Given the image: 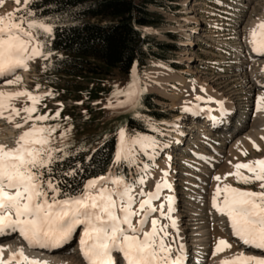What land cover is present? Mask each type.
I'll use <instances>...</instances> for the list:
<instances>
[{
	"label": "rangeland",
	"instance_id": "rangeland-1",
	"mask_svg": "<svg viewBox=\"0 0 264 264\" xmlns=\"http://www.w3.org/2000/svg\"><path fill=\"white\" fill-rule=\"evenodd\" d=\"M24 6L25 0H20L19 4L16 0H0V16L6 17ZM149 10L162 22L158 26L144 27L145 34L157 43L176 45L175 50L167 54V59L155 57L147 50L144 67L136 70L133 76L126 77L117 71L82 76L59 74L52 70L48 59L38 57L28 62L27 72L18 73L22 80L15 85L43 97L37 102L38 111L34 116L59 112L55 120L41 122L58 125L53 134L54 148L83 146L95 151L105 138L117 136V160L129 161L128 175L124 176L133 191L137 189L132 192L137 200L141 199L139 193L154 191L156 185L164 180L160 173L166 171L175 175L178 209L183 216L180 224L189 247L183 252L188 250L191 255L188 264H209L214 257L220 256L219 253L213 255L220 239L228 241L233 247H238L240 241L232 236L228 217L216 212L217 187L230 185L245 191H264L261 181L243 183L235 175H230L235 173L238 163L264 159V109L259 108L258 99L264 96V52L256 51L251 39L252 22L259 20L256 25L264 22V0H177L166 7L150 5ZM191 18L195 21H186ZM32 33L44 51V34L49 33L36 29H32ZM188 40L195 43H186ZM155 51L160 53L161 48L157 47ZM191 56L198 60H188ZM185 69L190 71L182 73ZM160 74L174 78L170 93L178 92L177 99L160 92L162 87L154 82ZM179 76H185L186 83L175 88L172 85L176 84L175 78ZM128 92L132 93L131 97L121 94ZM136 92L154 94L155 111L166 115L156 118L143 113L133 98ZM197 97L203 99L198 100ZM221 101L222 106L218 103ZM9 103L11 108L20 111V116H15V121L11 123L17 141L32 126V121L25 124L22 119L26 115L23 110L31 106V100L21 98ZM110 104L112 107L108 106ZM185 107L203 108L202 114L211 107L229 112L222 123H211L204 115L187 112ZM131 116L146 122L154 132L136 131L135 134L129 126ZM179 116L185 131L182 140L172 132L175 129L172 121ZM229 121L230 129L225 131ZM16 124H23V127L17 128ZM6 126L9 124L3 122L2 128ZM121 130L128 142L124 147H130L131 153H122ZM137 138L143 143L131 144ZM118 170L113 165L106 177L117 179ZM240 172L251 175L247 169H240ZM217 176L221 177L219 181L215 179ZM140 177L144 178L142 183ZM168 189L164 188L160 199L152 201V206L158 211L152 214L144 229L152 227V218L158 219L161 226L167 225L170 235L165 242L171 245L174 255L177 246L171 219L159 211L162 203L164 212L168 211ZM220 199L222 201L223 194ZM194 217L197 220H192ZM139 218L134 217L133 221L136 223ZM78 228L68 239V246L62 247L59 252L74 255L86 264L79 242L82 227ZM200 233L206 234L199 236ZM10 236L15 239L18 233ZM196 238L201 241L194 242ZM7 241L5 239L0 243ZM255 252L264 255L262 251ZM197 254L203 258L200 263L196 262ZM118 256L123 260L121 254ZM3 259L7 260V257L3 255Z\"/></svg>",
	"mask_w": 264,
	"mask_h": 264
},
{
	"label": "snow or ice",
	"instance_id": "snow-or-ice-1",
	"mask_svg": "<svg viewBox=\"0 0 264 264\" xmlns=\"http://www.w3.org/2000/svg\"><path fill=\"white\" fill-rule=\"evenodd\" d=\"M16 2L19 4L20 0ZM27 3L28 0H25V6L15 13L0 16V77L27 68L28 62L33 59H47V55H50L42 51L43 46L33 35L32 29L44 33H51L52 29L35 19H27L32 16L27 10ZM25 24L27 27H24ZM251 37L254 49L264 52V22L252 30ZM21 80L22 77L15 75L3 82L13 85ZM121 94L132 96L131 92ZM22 95L31 100V106L23 110L26 113L22 117L23 123L32 121V126L19 136L15 147L0 144V235L18 233L30 246L49 249L60 246L78 227H82L81 243L88 264H114L113 252L126 258V264H181L184 259L183 245H180V254L173 257L171 245L165 242L170 235L166 230L167 225L161 226L158 219L152 218L151 229L144 230L152 214L158 211L152 206V201L160 199L164 188L171 187L167 179L158 183L154 191L139 193V200L132 195L133 187L126 181L119 178L111 180L110 177L89 181L86 189L78 195L62 194L59 182L51 175V165L64 155L62 149L52 146L58 125L41 123L55 120L59 112L34 116L38 111L37 102L43 97L27 90L15 93L0 91V117H4L9 110L10 114L6 117L9 121L14 116H20V111L11 108L9 101ZM258 99L259 108L264 109V96ZM218 103L222 106L223 102ZM108 106L112 107L111 104ZM15 127H23V124H16ZM124 136L121 130L122 153H131L130 147H124L128 143ZM137 143L142 144L143 141L138 138L131 141L133 145ZM235 168V173L230 175H235L243 183L261 181V188L264 189V159L238 163ZM240 169H247L251 175H243ZM66 174L74 173L70 170ZM139 179L142 183L144 178ZM215 179L219 181L221 177ZM109 180L115 185L114 188L105 186L104 182ZM215 199L217 210L230 218L234 235L245 245L264 249V191H245L224 185L223 188L217 187ZM167 201V213L164 212L163 203L159 211L171 219L172 227H176V221L171 217L174 197L169 195ZM137 203L139 207H135ZM134 217H140L135 224ZM230 247L227 241L220 239L215 251L219 253ZM3 251L4 248L0 247V264H12L13 261L15 264H46L29 258L23 249L4 260ZM222 264H264V258L240 253L225 259Z\"/></svg>",
	"mask_w": 264,
	"mask_h": 264
},
{
	"label": "trees",
	"instance_id": "trees-1",
	"mask_svg": "<svg viewBox=\"0 0 264 264\" xmlns=\"http://www.w3.org/2000/svg\"><path fill=\"white\" fill-rule=\"evenodd\" d=\"M176 1L30 0L27 10L32 16L27 19L52 27L51 33L44 34V52L50 53L47 59L55 73L82 76L117 71L130 77L146 64L147 50L161 59H167V54L175 50V44L157 43L148 37L144 27L162 22L149 10L150 5L166 7L168 2ZM157 47L161 48L160 53L155 51ZM133 98L143 113L156 118L166 115L155 111L154 94L136 92ZM129 126L135 134L154 132L146 122L133 116ZM62 150L63 157L51 165V175L59 182L62 194L75 196L86 189L91 179L106 175L116 162L119 140L115 135L109 136L95 151L83 146ZM117 166L125 181L128 161L121 160ZM70 170L73 175L66 174Z\"/></svg>",
	"mask_w": 264,
	"mask_h": 264
},
{
	"label": "bare ground",
	"instance_id": "bare-ground-1",
	"mask_svg": "<svg viewBox=\"0 0 264 264\" xmlns=\"http://www.w3.org/2000/svg\"><path fill=\"white\" fill-rule=\"evenodd\" d=\"M186 21L189 22V21H195V20H193L191 18V19H186ZM197 21L198 20H196V22ZM258 22H259V20H255V21L252 22L251 32H252L253 29L256 28V26H257L256 24ZM192 36H193V34H191V38H192ZM251 39H252V37H251ZM186 43L193 44L195 42L193 40H188ZM186 47H189V46H186ZM191 49H193V47ZM192 56L190 58H188V60L189 59L190 60H194L195 57H192ZM195 60H198V58L195 59ZM23 70H24V72H27V68H22V69H18L16 71V73H14V74H9L8 76L3 77V78L0 77V80L2 79L0 81V91L8 92V93H15V92H23V91H25V90H22V89L18 88L15 84L8 85V84L3 82L5 79L14 78L15 75H18V73L20 71H23ZM189 71H190L189 69H185V70L182 71V73L189 72ZM173 79L174 78H172V77H166L164 75L162 77V75H161V76H156V79H154V82H156L157 85L162 87L160 92L163 95L168 96V97H172L175 100V99H177L179 97V93L178 92L170 93V91H171L170 86H171V82H172ZM1 82H3V83H1ZM175 82H176V84H174L172 86L175 87V88H178V84L183 85V84L186 83V78H185V76L176 77L175 78ZM256 89H257V86H256ZM171 94H173V95H171ZM21 98H29V97L26 96V95H22V96H19V97H13L10 101H16V100L21 99ZM191 108L185 107V109H191ZM211 108H212L211 110H204L203 114L201 113L203 108L202 109H194L193 108L190 111L192 113H197L196 116L204 115V117L208 118L207 120H211V123L212 122H215V123L216 122L217 123L221 122L222 123L224 121V119L226 118V116L228 115L229 111L228 112L227 111H223L219 107H211ZM190 111H187V112H190ZM9 114H10V110L6 111L4 113V117H0V144L6 145L8 148H12V147H15L16 138H15V131L13 129L14 126L11 125V123L15 121L16 117L14 116L13 120L9 121L6 118ZM5 120H7V121H5ZM3 122H6V124H9V126H6L5 128H2ZM172 123H173L174 128H175L172 132L176 133L177 139L182 140L183 139L182 133L185 132V131L182 129L183 122L181 121V116H179L175 120H173ZM224 129H225V131H228L230 129V124L228 122H227L226 127ZM230 137H231V135H230ZM230 137L228 136V138H230ZM13 139H15V140H13ZM159 175H160V177H162V179H165V178L167 179V182L171 185V187L168 190H170V195L174 197V201L172 202L173 203L172 208H174V211H173L172 214L174 215L173 217H174V219L176 221V225L177 226L173 227L172 232H174V234L176 236V240L175 241H176V246L177 247H176V253L174 255L172 254V256L175 257V256L180 254V245H183V250L189 249V247L187 245V242H186V238H185V231L182 229L183 228L182 224H180V221L182 220L181 218L183 216H182L181 210L178 209V196H177V190H176L175 175H172V174H169V173L167 174L166 171L164 173H160ZM110 178H111V176H110ZM111 180H115V178H111ZM111 180L104 182L106 187H109V188H114L115 187V185L111 182ZM136 191H137V189L135 191H133V192H136ZM116 198L117 197H114V199H116ZM215 203H216V201L214 202V204ZM216 210H217V208H216ZM192 211H194V210H192ZM216 212H218L220 215L223 216V214L220 213L218 210ZM225 215L228 217L227 214H225ZM228 219H229V222H230V218L229 217H228ZM192 220H197V218L195 219V217H194ZM133 223L135 224L134 221H133ZM194 224H197V223H194ZM150 229H151V227H149L147 229L145 228L144 230L148 231ZM14 234L15 233H13L11 235H14ZM232 234H233L232 236L234 238L240 240L238 242L239 243L238 247H235V246L233 247V245L231 244L230 248H226L223 251L219 252L220 256L214 257L215 259H212L209 264H222V262L225 259H231V258H233L234 256H236L237 254H240V253H243V254L248 255V256L264 258V255H261V254H258V253L255 252V251H259L260 253H262V252H264V249H258V248H255L254 246L245 245L240 238H238V237H236L234 235L233 229H232ZM204 235H202L200 233L199 236H204ZM10 237H12V236H10V235H0V242H2L5 239L9 240L6 243H0V247L4 248L3 255H5L7 257V259L11 256L12 253H17V252H19L20 249H23L25 255H27L29 258L38 259L41 262H46V264H83V262H80L79 258H77L76 256H74V255H65L63 252H59V251H61L62 247L68 246V243L64 244V246H62L61 248L42 249V248L30 246L29 243L27 242V240H25L20 234H18V237H16L15 239H13V237L12 238H10ZM82 237H83V228H82V232L80 234V239H79V242H80V245H81V249L80 250H82V253H81L82 254V258H84V261L86 262V264H88V260L83 255V245L81 243ZM200 241H201V239H197V238L194 240V242H200ZM196 248H197V246H196ZM233 248H234V250H233ZM215 249L213 251L214 252L213 255L215 253H217L215 251ZM231 253H233V254H231ZM183 254L185 255L183 260H186L187 257H188L187 256L188 250L186 252H183ZM118 255H119L118 253L113 252V260H114V262L116 261V259L120 258ZM217 255H218V253H217ZM124 259L126 261V258H123L122 261H124ZM197 260L198 261H203V258H201V256L198 255L197 256ZM81 261H82V259H81ZM12 264H15V261H13ZM25 264H27V262H25Z\"/></svg>",
	"mask_w": 264,
	"mask_h": 264
}]
</instances>
